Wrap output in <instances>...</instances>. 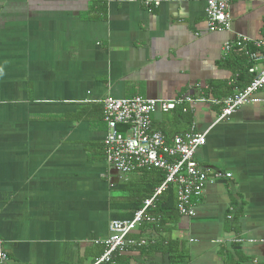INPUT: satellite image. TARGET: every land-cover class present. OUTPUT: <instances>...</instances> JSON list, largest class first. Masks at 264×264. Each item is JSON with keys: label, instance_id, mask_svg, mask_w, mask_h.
I'll list each match as a JSON object with an SVG mask.
<instances>
[{"label": "crops", "instance_id": "0c3cea01", "mask_svg": "<svg viewBox=\"0 0 264 264\" xmlns=\"http://www.w3.org/2000/svg\"><path fill=\"white\" fill-rule=\"evenodd\" d=\"M161 1L150 10L130 0H0L2 264H93L104 254L110 202L124 197L114 185L126 181L106 162L103 100L136 95L184 99L158 108L154 126L167 138L193 124L208 131L198 161L232 174L206 184L194 217L140 236L184 244L186 264H264V103L218 121V106L186 100L216 98L199 94L232 81L221 67L227 41L264 42V0H231L223 32L209 31L204 0ZM126 255L169 263L140 247Z\"/></svg>", "mask_w": 264, "mask_h": 264}, {"label": "built area", "instance_id": "2783aa9c", "mask_svg": "<svg viewBox=\"0 0 264 264\" xmlns=\"http://www.w3.org/2000/svg\"><path fill=\"white\" fill-rule=\"evenodd\" d=\"M130 1H140L150 10L162 3L161 0ZM204 1L209 31L230 30L231 0ZM235 49L243 51L255 63L249 69L254 75L252 83L243 89L234 90L233 94L223 99L186 98L193 104L192 106L198 102L218 106L220 108L218 121L228 119L245 106L264 103V98L258 95L259 92H264V42L239 36L224 44L225 56ZM183 102L184 99L167 101L140 95L124 98L107 97L103 100V118L107 124L104 146L109 167L119 174L120 181H127L130 175L146 169L163 171L165 180L156 188L153 195L144 201L143 207L134 213L132 219L110 221L105 252L95 264L109 262L117 253L127 254L131 249L149 243L147 238L140 235L148 226L160 222V216L154 214L156 203L171 185L176 188L179 214L194 217L196 215L194 200L203 194L206 184L232 176L231 173L224 174L212 166L201 165L198 161L196 155L199 148L206 144L208 131H196V125L193 124L191 130L167 138L154 126L153 114L158 108L168 112ZM3 243L0 238V264L9 259Z\"/></svg>", "mask_w": 264, "mask_h": 264}, {"label": "trees", "instance_id": "16d2710c", "mask_svg": "<svg viewBox=\"0 0 264 264\" xmlns=\"http://www.w3.org/2000/svg\"><path fill=\"white\" fill-rule=\"evenodd\" d=\"M251 50L254 51L255 49L251 48ZM254 64L243 51L235 49L221 63V67L232 72V81L229 84L227 81L212 82L207 89L204 88L200 91L199 96L225 98L233 94L234 90L247 87L254 80V75L249 72V69ZM138 174L139 177L135 180L114 185V189L122 191L124 197L122 199L114 197L111 200V221L132 219L134 213L143 207L144 201L152 196L156 188L165 180V173L159 169H146L140 171ZM156 206L157 208L154 210V214L160 216V222L153 225L154 229L158 230L162 226L178 221L181 215L177 210L176 188L173 185L158 198ZM140 250L143 254H151L154 252L168 254V264H186L190 260L188 249L177 240H168L160 243L158 241L155 243L149 242L147 245L141 246ZM101 255L103 253L97 258ZM100 264H130V257L126 254L117 253L111 261Z\"/></svg>", "mask_w": 264, "mask_h": 264}, {"label": "rangeland", "instance_id": "374dc122", "mask_svg": "<svg viewBox=\"0 0 264 264\" xmlns=\"http://www.w3.org/2000/svg\"><path fill=\"white\" fill-rule=\"evenodd\" d=\"M110 172H111L112 179L118 180L119 174L112 168L110 169ZM119 180H120V178H119Z\"/></svg>", "mask_w": 264, "mask_h": 264}]
</instances>
